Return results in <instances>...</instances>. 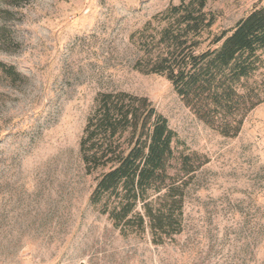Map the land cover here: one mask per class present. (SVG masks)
Wrapping results in <instances>:
<instances>
[{"label": "rangeland", "instance_id": "1", "mask_svg": "<svg viewBox=\"0 0 264 264\" xmlns=\"http://www.w3.org/2000/svg\"><path fill=\"white\" fill-rule=\"evenodd\" d=\"M181 1L0 0V63L20 75L0 68V264H264V54L245 83L259 102L235 137L135 68ZM256 5L264 0H208L201 49ZM105 92L146 97L176 135L181 231L159 244L148 230L122 235L89 202L101 171L86 174L79 141Z\"/></svg>", "mask_w": 264, "mask_h": 264}, {"label": "trees", "instance_id": "2", "mask_svg": "<svg viewBox=\"0 0 264 264\" xmlns=\"http://www.w3.org/2000/svg\"><path fill=\"white\" fill-rule=\"evenodd\" d=\"M2 1L15 7L25 2ZM207 1L182 0L168 8L158 51L147 58L144 69L140 62L135 68L164 77L197 119L223 137H235L259 102L245 83L259 69L264 54V5L254 6L201 49L203 34L214 24L204 12ZM0 68L10 78H20L13 67L0 63ZM175 138L146 97L126 92L95 97L79 155L86 174L101 171L89 202L99 205L122 235L148 230L152 242L159 244L180 233L183 186L175 181L177 174H170ZM187 166L183 157L182 170Z\"/></svg>", "mask_w": 264, "mask_h": 264}]
</instances>
